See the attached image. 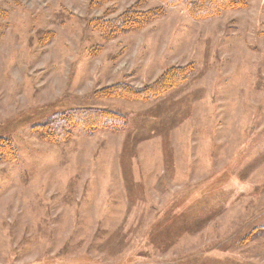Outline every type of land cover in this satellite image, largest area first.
<instances>
[{
	"label": "rangeland",
	"instance_id": "374dc122",
	"mask_svg": "<svg viewBox=\"0 0 264 264\" xmlns=\"http://www.w3.org/2000/svg\"><path fill=\"white\" fill-rule=\"evenodd\" d=\"M140 0H0V264H264V0L194 20L184 4L139 31ZM192 67L148 102L100 98ZM78 108L125 129L36 127Z\"/></svg>",
	"mask_w": 264,
	"mask_h": 264
},
{
	"label": "trees",
	"instance_id": "16d2710c",
	"mask_svg": "<svg viewBox=\"0 0 264 264\" xmlns=\"http://www.w3.org/2000/svg\"><path fill=\"white\" fill-rule=\"evenodd\" d=\"M107 1V0H102ZM151 0H140L134 8L123 14L118 22L114 21L115 34L139 31L152 21L161 18L165 12L161 8L152 10H135L145 6ZM168 6L184 4L190 17L194 20L218 18L224 12L241 10L248 7L250 0H158ZM192 67H178L168 70L158 81L142 88L119 83L105 88L97 96L100 98H117L128 101L148 102L160 98L184 83ZM127 120L124 116L99 108H78L52 116L45 124L36 127L41 139L49 143H63L70 140L76 129L93 136L99 130L125 129ZM0 151L3 161H14L16 156L11 145L1 142Z\"/></svg>",
	"mask_w": 264,
	"mask_h": 264
}]
</instances>
